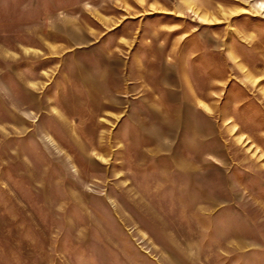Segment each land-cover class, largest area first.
I'll return each mask as SVG.
<instances>
[{"label":"rangeland","instance_id":"obj_1","mask_svg":"<svg viewBox=\"0 0 264 264\" xmlns=\"http://www.w3.org/2000/svg\"><path fill=\"white\" fill-rule=\"evenodd\" d=\"M0 264H264V0H0Z\"/></svg>","mask_w":264,"mask_h":264}]
</instances>
